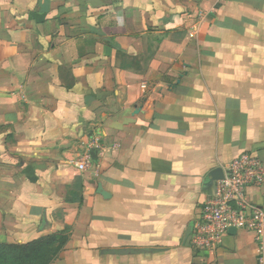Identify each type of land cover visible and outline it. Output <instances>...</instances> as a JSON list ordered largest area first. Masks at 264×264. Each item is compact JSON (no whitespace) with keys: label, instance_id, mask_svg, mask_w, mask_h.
<instances>
[{"label":"crops","instance_id":"obj_1","mask_svg":"<svg viewBox=\"0 0 264 264\" xmlns=\"http://www.w3.org/2000/svg\"><path fill=\"white\" fill-rule=\"evenodd\" d=\"M246 150L264 163V0H0V242L65 232L50 264H259L246 230L190 245Z\"/></svg>","mask_w":264,"mask_h":264},{"label":"built area","instance_id":"obj_2","mask_svg":"<svg viewBox=\"0 0 264 264\" xmlns=\"http://www.w3.org/2000/svg\"><path fill=\"white\" fill-rule=\"evenodd\" d=\"M96 146L100 147V143ZM76 165L84 169L87 161ZM213 182V189L191 230L190 245L198 250L215 251L227 234L246 230L253 234L257 244L258 263L264 264V206L248 198L250 187L264 183L263 161L253 151H243L224 166V176Z\"/></svg>","mask_w":264,"mask_h":264},{"label":"trees","instance_id":"obj_3","mask_svg":"<svg viewBox=\"0 0 264 264\" xmlns=\"http://www.w3.org/2000/svg\"><path fill=\"white\" fill-rule=\"evenodd\" d=\"M67 238V234L61 232L27 243L0 242V264H50Z\"/></svg>","mask_w":264,"mask_h":264},{"label":"water","instance_id":"obj_4","mask_svg":"<svg viewBox=\"0 0 264 264\" xmlns=\"http://www.w3.org/2000/svg\"><path fill=\"white\" fill-rule=\"evenodd\" d=\"M213 178H214V179H219V178H222V177H221V176L213 175ZM213 178L211 179V181L213 180Z\"/></svg>","mask_w":264,"mask_h":264}]
</instances>
